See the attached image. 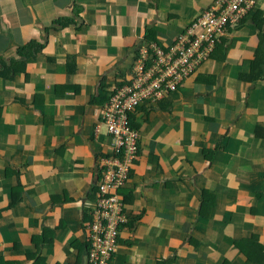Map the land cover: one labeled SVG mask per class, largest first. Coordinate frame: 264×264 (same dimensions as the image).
Returning <instances> with one entry per match:
<instances>
[{"label": "crops", "instance_id": "0c3cea01", "mask_svg": "<svg viewBox=\"0 0 264 264\" xmlns=\"http://www.w3.org/2000/svg\"><path fill=\"white\" fill-rule=\"evenodd\" d=\"M214 1L0 0V264H87L84 226L113 157L103 108L140 44L168 47ZM254 1L176 93L131 114L139 154L117 191L127 222L111 264H264Z\"/></svg>", "mask_w": 264, "mask_h": 264}, {"label": "built area", "instance_id": "2783aa9c", "mask_svg": "<svg viewBox=\"0 0 264 264\" xmlns=\"http://www.w3.org/2000/svg\"><path fill=\"white\" fill-rule=\"evenodd\" d=\"M254 5V0H215L168 47L155 41L139 45L130 82L110 96L100 117L112 140L113 157L104 161L92 221L86 224L90 264H111L119 227L127 222L117 191L126 185L138 154V133L129 115L144 102H161L176 93L208 61L228 25L238 24Z\"/></svg>", "mask_w": 264, "mask_h": 264}, {"label": "trees", "instance_id": "16d2710c", "mask_svg": "<svg viewBox=\"0 0 264 264\" xmlns=\"http://www.w3.org/2000/svg\"><path fill=\"white\" fill-rule=\"evenodd\" d=\"M206 9H207V8H206ZM203 11H204V10H203ZM203 11H202V12H203ZM202 12H201V13H202ZM241 21H242V19H241ZM241 21H240V22H241ZM231 26H233V25H228V28L231 27ZM227 30H228V29H227ZM226 33H227V32H226ZM221 41H222V39H221ZM218 45H219V44H218ZM218 45H217V46H218ZM217 46H216V47H217ZM213 53H214V52H213ZM261 53H262V52H261V50H260V52H259V54H258V57H260ZM211 56H212V55H211ZM208 60H209V59H208ZM262 61H263V60H261V59H259V58H256V59L253 61L254 63H253V70H252V73L255 74V75L253 76V78H254L255 80H259V79H261L262 76H263V74L261 73V65L258 64L259 62H262ZM135 62H136V61H135ZM206 62H207V61H206ZM202 65H203V64H202ZM199 68H200V67H199ZM199 68H198V69H199ZM198 69H197V70H198ZM197 70H196V71H197ZM138 108H139V107H138ZM138 108H137V109H138ZM137 109H136V110H137ZM136 110H135V111H136ZM135 111H134V112H135ZM134 112H132V113H134ZM132 113H131V114H132ZM131 114L129 115V117H131ZM130 126L132 127L131 123H130ZM138 154H139V148H138ZM138 154H137V157H136L135 161H136L137 158H138ZM135 161H134V162H135ZM134 162H133V163H134ZM91 221H92V217H91L90 222H91ZM84 227H85L86 233H87V235H88V234L90 233V230L87 228V225H85ZM120 231H121V226L119 227V233H120ZM88 240H89V237H88ZM117 241L119 242V235H118V239H117ZM91 247H92V245H90V242H89V247H88V249H87V258H86V263H87V264H90V263H89V258H90V254H91ZM112 258H113V257H112ZM112 258H111V261H112Z\"/></svg>", "mask_w": 264, "mask_h": 264}, {"label": "clouds", "instance_id": "9594fccd", "mask_svg": "<svg viewBox=\"0 0 264 264\" xmlns=\"http://www.w3.org/2000/svg\"><path fill=\"white\" fill-rule=\"evenodd\" d=\"M87 237H88V235H87Z\"/></svg>", "mask_w": 264, "mask_h": 264}]
</instances>
